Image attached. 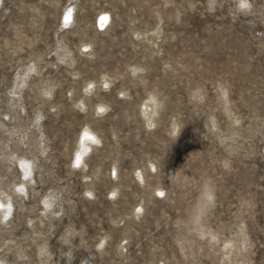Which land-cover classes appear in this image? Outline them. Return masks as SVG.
Masks as SVG:
<instances>
[{"label": "rangeland", "instance_id": "1", "mask_svg": "<svg viewBox=\"0 0 264 264\" xmlns=\"http://www.w3.org/2000/svg\"><path fill=\"white\" fill-rule=\"evenodd\" d=\"M0 117V264H264V0H0Z\"/></svg>", "mask_w": 264, "mask_h": 264}, {"label": "bare ground", "instance_id": "2", "mask_svg": "<svg viewBox=\"0 0 264 264\" xmlns=\"http://www.w3.org/2000/svg\"><path fill=\"white\" fill-rule=\"evenodd\" d=\"M248 5V3H247ZM102 11V10H101ZM65 16H67L66 18L69 17V13H67ZM109 16L110 14L108 13V11H102L101 12V15L100 17L97 19V23L100 27H104L106 28L107 24V20L109 19ZM106 24V25H105ZM158 29V28H157ZM105 30V29H104ZM155 41V40H154ZM34 64V63H33ZM37 68V67H36ZM32 69V68H30ZM36 70V69H35ZM133 72H136L138 69L137 68H133L132 69ZM33 71V70H31ZM38 71V70H37ZM34 72V71H33ZM36 72V71H35ZM18 73V72H17ZM29 74V73H28ZM18 79L19 78H23V73H19L18 75ZM25 76V75H24ZM27 77V76H26ZM25 77V78H26ZM32 77V76H31ZM32 79V78H31ZM22 80V79H20ZM105 82H107V79H104ZM26 82V81H25ZM111 82V81H110ZM20 85V81L19 83L16 82L15 83V86H13L14 88H12V91H13V94L16 95L17 92V86ZM19 86V87H20ZM24 86V85H23ZM29 86V85H28ZM41 87V86H40ZM89 85L86 84L85 86V91L89 92L90 93V88L88 89ZM17 89V90H15ZM20 89V88H19ZM25 89V88H24ZM23 90V89H22ZM225 88L224 87H221L220 88V95H221V98H224L226 96V93H225ZM12 93V92H11ZM29 93V91H28ZM49 95H50V92H48ZM12 94V95H13ZM94 94V93H93ZM14 96V95H13ZM199 98L201 97V94L198 95ZM11 97V96H10ZM16 97V96H15ZM19 98L21 97L20 95L18 96ZM17 97V99H18ZM13 98V97H11ZM10 99V98H9ZM16 101V100H15ZM10 103H13L11 102V99H10ZM10 106V105H9ZM12 106V105H11ZM14 106V104H13ZM19 106V105H17ZM21 106H22V102H21ZM80 106H84V102L81 101L80 103ZM103 107V105H98V108H101ZM158 107H159V102L155 96V94H150L149 97H147L146 101L144 102V104L141 106V114L143 115V117L145 118V121H146V124L147 126H152L154 123H155V115L156 113L158 112ZM223 107L225 109L226 106L223 105ZM22 108V107H21ZM24 109V107H23ZM226 112L228 114H230V112L228 110H226ZM13 114V113H12ZM10 115V114H9ZM8 116V113H5V117ZM13 116H11V118L9 117V119H12ZM41 116H36L37 119H40ZM40 121V120H38ZM12 124H14V121L11 122ZM38 123V122H37ZM35 126V125H34ZM173 126H175V123L173 124ZM38 127V125H37ZM7 130L9 131V133H11V131L13 132V129L14 127L12 126L10 128V126H7L6 123L1 119L0 117V132L1 130ZM37 129V128H36ZM38 131L39 133L41 134V137L43 136V132L42 130L40 129V124H39V127H38ZM37 133V131H36ZM27 133H25V131H23V133L20 135L21 136V140L23 143H25V141L27 140H24V136L26 137ZM39 135V134H37ZM97 136L95 131L90 127V126H87L86 128H83L78 136V139H77V143H76V148H75V152H74V156H73V159H72V164L73 165H78V166H83L85 164V159H87V155L89 154L90 151H92V149L94 148V146L96 145V142H97ZM99 137V136H98ZM26 139V138H25ZM42 140L40 139L39 142H41ZM43 142V141H42ZM42 142L40 144H42ZM43 145H41V147H39V149H41L42 153L44 152L42 149ZM10 148V145L9 143L6 141H2L1 139V136H0V157L1 158H5L7 160H9L10 163H14V164H17V167L20 169V171H22V177H23V180L21 181L20 184H17L16 185V192L18 190L19 194L17 195H20V193H26V187H27V183L31 180L33 181V170H34V167L36 166V162H35V159H33L34 157L32 158H27L26 156H24V154H17L14 152L13 149H9ZM4 149H9L8 151H5ZM38 163V162H37ZM38 168V164H37V167ZM116 170V167L114 168ZM146 173V172H145ZM137 177L139 178V180H145L144 176V173L141 171V170H138L137 171ZM87 176V174H86ZM30 184V183H28ZM31 186V185H30ZM32 187V186H31ZM33 189V188H32ZM28 190V189H27ZM207 196H209L211 193L208 191L207 193ZM51 200V199H50ZM46 201V200H45ZM47 206V205H46ZM14 208V202L12 200V195L10 192H0V224H4V225H9L10 223H12V219H11V215H12V210ZM32 220V219H31ZM38 220V219H37ZM32 222V221H31ZM2 227V226H0ZM6 227V226H4ZM201 234L204 235V232L201 231ZM210 238L212 239H215V233H210ZM240 239V238H239ZM231 245H232V240L231 239H228V240H224V248H227V250L225 251V253H230V250H231ZM38 247V246H37ZM39 251L40 253H43V252H47L46 249H44V246L42 245H39ZM230 255V254H229ZM19 256V255H18ZM2 258H0L1 260ZM3 260H1L0 262H2ZM41 261V260H40ZM43 261V260H42ZM243 262V261H242ZM3 263V262H2ZM247 263V262H246ZM13 264V263H12Z\"/></svg>", "mask_w": 264, "mask_h": 264}]
</instances>
